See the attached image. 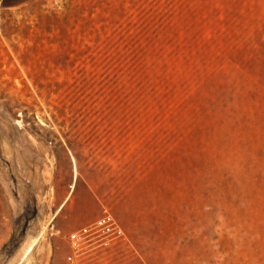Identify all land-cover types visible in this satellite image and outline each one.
Masks as SVG:
<instances>
[{
	"label": "rangeland",
	"instance_id": "obj_1",
	"mask_svg": "<svg viewBox=\"0 0 264 264\" xmlns=\"http://www.w3.org/2000/svg\"><path fill=\"white\" fill-rule=\"evenodd\" d=\"M82 2L0 0V264H264V0Z\"/></svg>",
	"mask_w": 264,
	"mask_h": 264
},
{
	"label": "built area",
	"instance_id": "obj_2",
	"mask_svg": "<svg viewBox=\"0 0 264 264\" xmlns=\"http://www.w3.org/2000/svg\"><path fill=\"white\" fill-rule=\"evenodd\" d=\"M50 231L51 234L58 232L54 225L51 226ZM123 235V228L117 218L106 210L103 215L92 223L72 230L68 234V241L73 251L69 258L72 259L75 254L86 248L97 244H108L111 240L121 238Z\"/></svg>",
	"mask_w": 264,
	"mask_h": 264
},
{
	"label": "trees",
	"instance_id": "obj_3",
	"mask_svg": "<svg viewBox=\"0 0 264 264\" xmlns=\"http://www.w3.org/2000/svg\"><path fill=\"white\" fill-rule=\"evenodd\" d=\"M24 2L29 3L32 13L36 14V27L39 30H42L43 27L45 28L47 26L52 30H60L64 24H70L73 17L78 19L81 14L83 15L87 11L85 2L80 4L79 0H71L67 5L64 6L65 11H63L61 14H58L55 11H47L42 9L41 4H44L43 0H24L21 2L14 0H2L1 6L2 8H7ZM92 12L93 11L89 13L88 18L91 17ZM78 27L77 21L72 23V29L77 31Z\"/></svg>",
	"mask_w": 264,
	"mask_h": 264
}]
</instances>
